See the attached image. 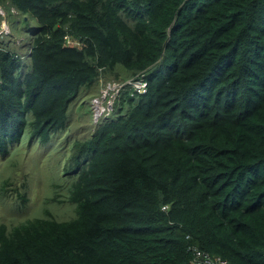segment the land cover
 Masks as SVG:
<instances>
[{
    "label": "trees",
    "instance_id": "obj_1",
    "mask_svg": "<svg viewBox=\"0 0 264 264\" xmlns=\"http://www.w3.org/2000/svg\"><path fill=\"white\" fill-rule=\"evenodd\" d=\"M0 8L10 25L0 29V155L69 136L54 186L75 205L65 220L3 212L0 264H194L193 245L228 264H264V0ZM129 78L147 79V93L123 89L77 133L82 88ZM31 165L25 156L19 185L15 175L0 183L4 208L33 206Z\"/></svg>",
    "mask_w": 264,
    "mask_h": 264
},
{
    "label": "rangeland",
    "instance_id": "obj_2",
    "mask_svg": "<svg viewBox=\"0 0 264 264\" xmlns=\"http://www.w3.org/2000/svg\"><path fill=\"white\" fill-rule=\"evenodd\" d=\"M5 13V10H3ZM1 31L7 32L10 30L9 22L3 18L0 23ZM25 36L27 34L26 31L23 33ZM125 72V69H121ZM100 92L101 85L93 84L91 87L84 86L81 90V94L79 99L76 101V105L82 113H76V124L74 129L77 133L81 131L86 132L84 128L85 124H90L89 121L93 124L95 121V116L92 110L91 103V93L92 92ZM75 101H73L74 103ZM71 104V106L73 105ZM70 106V107H71ZM78 110V111H79ZM73 106L71 109L69 108L70 115L72 114ZM83 117H86L85 120H82ZM73 123V118L71 119ZM82 132V133H83ZM71 149V138L67 135H63V133H56L52 136L51 140L47 144H43L37 147H30L28 142H20L15 151L23 152V157L15 154L10 158L0 155V183L3 181L5 177L14 176L17 178V184L19 185L22 182L24 177L23 171L25 168L19 165L22 163V160L25 156L30 159L32 165L31 169L34 170L33 173L28 175V178L31 177V184L33 186V194L31 200L33 201V206L31 209L25 210L24 214L19 210L20 201L15 199L13 203H16V207L13 209L12 205L5 203V208L2 206V197H0V215L5 212L4 216L6 219H2L4 221H20L23 220L26 216H45L47 213L52 214L55 218L59 220L68 219L70 215V210L74 208V204L68 200L69 191L67 188H56L54 186L55 183L62 184L64 181V171H65V162H66V154ZM13 164H17V168ZM35 172V173H34ZM17 176V177H16ZM33 176V177H32ZM15 187V184L10 188ZM60 194L62 202L54 199L57 194ZM9 199L10 202L15 195H17L16 191L9 190ZM32 204V203H31Z\"/></svg>",
    "mask_w": 264,
    "mask_h": 264
},
{
    "label": "clouds",
    "instance_id": "obj_3",
    "mask_svg": "<svg viewBox=\"0 0 264 264\" xmlns=\"http://www.w3.org/2000/svg\"><path fill=\"white\" fill-rule=\"evenodd\" d=\"M0 10L3 12L4 9L0 8ZM131 80H139L138 79H127L124 81H113V82H105L103 83V86L101 87V94L99 96H94L92 101H93V107L95 110V118L98 119L101 115H103L105 112L106 114L104 115L105 117L109 114L111 109H113V103L115 99L120 95L121 91L123 89H128L130 90L132 95L140 96L144 95L148 91V81L147 79H144L147 82L146 89L143 91L137 90L134 85H131L130 81ZM167 205H163L162 208L165 209ZM195 245L191 246L192 252L193 248ZM193 263L194 262V257H192Z\"/></svg>",
    "mask_w": 264,
    "mask_h": 264
},
{
    "label": "built area",
    "instance_id": "obj_4",
    "mask_svg": "<svg viewBox=\"0 0 264 264\" xmlns=\"http://www.w3.org/2000/svg\"><path fill=\"white\" fill-rule=\"evenodd\" d=\"M131 82L133 83V85L136 87L137 90L143 91L144 89H146L147 82L142 78L139 80H131L130 83ZM193 257H194V262L196 264H228L227 260L221 257H213L208 252L196 246L193 248Z\"/></svg>",
    "mask_w": 264,
    "mask_h": 264
}]
</instances>
